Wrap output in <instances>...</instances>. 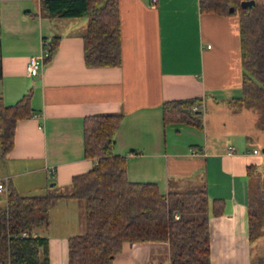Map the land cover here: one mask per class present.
<instances>
[{
    "label": "crops",
    "instance_id": "crops-1",
    "mask_svg": "<svg viewBox=\"0 0 264 264\" xmlns=\"http://www.w3.org/2000/svg\"><path fill=\"white\" fill-rule=\"evenodd\" d=\"M120 16L121 65L89 68L83 48L87 20L44 17L40 0H0V95L13 105L33 88L32 107L40 111L18 121L14 148L4 160L0 148V179L7 186L0 205L11 189L69 193L73 176L97 164L84 154V117L123 113L114 152L126 156L129 180L156 183L164 193L206 186L211 200H225V213L210 218L211 264H254L248 166L264 173V147H251L254 115L222 111L232 102L256 111L253 104L233 101L242 95L238 16L202 13L199 0H120ZM57 35V52L39 76H29V58ZM199 96L204 105L212 102L203 129L164 123V101ZM84 210L75 199L53 206L51 264H68V238L85 232ZM160 243H126L113 264H141L133 249L156 255Z\"/></svg>",
    "mask_w": 264,
    "mask_h": 264
},
{
    "label": "trees",
    "instance_id": "trees-1",
    "mask_svg": "<svg viewBox=\"0 0 264 264\" xmlns=\"http://www.w3.org/2000/svg\"><path fill=\"white\" fill-rule=\"evenodd\" d=\"M40 1L41 14L49 19L88 16L83 34L87 67L121 65L120 0ZM243 1L199 0V8L202 13L238 16L242 95L233 101H264V0H255L248 8L242 7ZM60 40L57 35L48 41L51 55L45 64L57 52ZM33 92L30 88L13 105L5 104L0 95L3 160L14 148L18 121L40 114L32 107ZM203 105L200 96L164 101V123L203 129ZM124 117L123 113L84 117V154L97 159V164L73 176L69 193L54 190L46 195H24L14 189L8 191L6 205H0V264H51L47 233L51 210L62 199L85 204V232L68 238V264H113L124 244L146 242L167 243L170 264H211L210 218L225 213V200H211L206 186L164 193L156 183L131 182L126 156L114 152L115 135ZM248 177L249 233L254 240L264 220V173L250 165ZM23 232L29 236L20 237ZM33 232L38 236L33 237Z\"/></svg>",
    "mask_w": 264,
    "mask_h": 264
},
{
    "label": "rangeland",
    "instance_id": "rangeland-1",
    "mask_svg": "<svg viewBox=\"0 0 264 264\" xmlns=\"http://www.w3.org/2000/svg\"><path fill=\"white\" fill-rule=\"evenodd\" d=\"M80 18L88 21V16L86 15ZM247 103L253 104L256 111L251 109L250 112H248L247 110L250 109L248 106H246L243 103H237V102L224 104L222 106V109H223L222 111L223 113L227 115L232 114V115H238L239 117L243 113H245L244 115L249 117V119H251L252 116L254 115L255 123L252 127L249 128V130L251 131L253 142H254L251 145V147L258 148L262 152L263 147H264V101L254 100V101H249ZM210 104H212V102L210 101V99H208V102L204 105V109H203L204 115L206 114V108L208 107L209 109L211 108ZM242 139L246 142V136L242 137ZM0 174H2V166H0ZM48 178L49 180L53 179L52 176ZM45 180L46 179H44V181ZM38 181H41V178H39ZM51 182L52 181L49 182V185L51 184ZM59 191L66 193L69 191V188H66V189L60 188ZM48 192H49L48 189L47 190L39 189L38 191H35V190L23 191L22 194L24 195H45ZM79 201L84 203V201L82 200H79ZM84 218H85V210L82 212V219L84 220ZM254 241H255L253 244L254 264H262L264 263V220H263L261 231L258 232ZM156 245L157 247H160V251L156 255L154 254L152 250H149V251L147 250L144 252V251L137 250L136 248V249H133L132 251L133 257L138 259L140 261L139 263L141 264H155V261L157 259H159L160 262H162L163 264H166L169 261V254H168V249H167L166 244L160 243ZM133 247H136V246H133Z\"/></svg>",
    "mask_w": 264,
    "mask_h": 264
},
{
    "label": "built area",
    "instance_id": "built-area-1",
    "mask_svg": "<svg viewBox=\"0 0 264 264\" xmlns=\"http://www.w3.org/2000/svg\"><path fill=\"white\" fill-rule=\"evenodd\" d=\"M51 55L50 46L48 44V41L42 42V50L38 55H34L29 58L27 65H26V71L27 74L31 77L39 76L45 67V61L46 59ZM253 153L257 154L258 150L255 149ZM228 154H232V148H229ZM7 189V186L5 182L0 179V193L5 191ZM177 219L179 218V215L176 214L175 216ZM29 236L28 232H23L20 237H27ZM33 237L38 236L37 232L32 233Z\"/></svg>",
    "mask_w": 264,
    "mask_h": 264
},
{
    "label": "water",
    "instance_id": "water-1",
    "mask_svg": "<svg viewBox=\"0 0 264 264\" xmlns=\"http://www.w3.org/2000/svg\"><path fill=\"white\" fill-rule=\"evenodd\" d=\"M241 5L243 8L253 7L255 5V0H244ZM231 10L233 9L231 8Z\"/></svg>",
    "mask_w": 264,
    "mask_h": 264
}]
</instances>
